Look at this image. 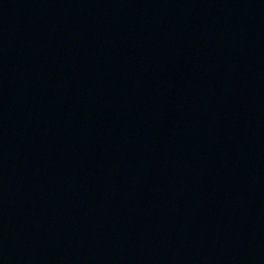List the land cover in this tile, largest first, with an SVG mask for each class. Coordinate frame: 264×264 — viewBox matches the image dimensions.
<instances>
[{"label":"water","instance_id":"obj_1","mask_svg":"<svg viewBox=\"0 0 264 264\" xmlns=\"http://www.w3.org/2000/svg\"><path fill=\"white\" fill-rule=\"evenodd\" d=\"M0 264H264V0H0Z\"/></svg>","mask_w":264,"mask_h":264}]
</instances>
